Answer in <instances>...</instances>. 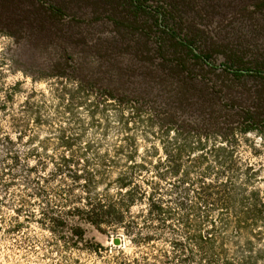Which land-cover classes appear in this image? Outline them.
I'll return each mask as SVG.
<instances>
[{
    "label": "rangeland",
    "instance_id": "374dc122",
    "mask_svg": "<svg viewBox=\"0 0 264 264\" xmlns=\"http://www.w3.org/2000/svg\"><path fill=\"white\" fill-rule=\"evenodd\" d=\"M7 1L9 5L0 7V264H142L143 256L167 250L172 238H181L178 233L148 226L142 220L130 230L118 227L104 233L78 218L88 209L86 201L105 194L116 195L117 172L111 160H117V166L125 162L116 150L126 147L131 137L140 150L152 142L157 145L152 138L157 127L155 121H149L155 113L152 100H172L178 96L171 89L174 82L154 79L159 74L160 59L149 63L134 57L131 51L120 50L112 58L103 57L106 46L123 47L129 39L126 29L114 23L129 24L126 16L114 14L128 7L123 4L126 0H105L109 10L114 11L105 14L96 9L97 0L95 6L80 7L75 1L66 0ZM37 4L42 8L53 5L58 15L53 17L56 20L51 23L55 25L52 29L62 28L64 33L55 38L52 31L48 33L39 27L25 32ZM62 5L65 8L58 12ZM144 5L149 9L157 3L147 1ZM24 16L22 23H26L27 29L20 31L19 19ZM202 21L194 23L195 31L205 34L209 48L215 51L225 43L229 30L243 28L247 21L255 24V48L264 56V0H215V6ZM151 23L146 17L137 23L140 28L133 42L139 51H147L155 45L157 35L165 31L166 36L168 32L164 24L158 33L151 31L156 29ZM69 33L72 36L63 41L62 37ZM214 57L216 63L224 62L221 55ZM211 77L216 80L210 79L209 84L221 82L225 87L232 86L220 70H215ZM234 82H244L246 87L253 86L264 93V79L254 74H245ZM224 103V111L233 113L232 104L226 100ZM136 104L138 109L133 111ZM161 112L162 116L166 114ZM232 126L228 133H237L236 173L237 183L243 188L241 195H259L264 204V124L257 122V128L243 134L239 132L243 125ZM71 153L78 156V169L108 168L88 191L83 179L74 183L68 176L53 173L60 157ZM200 154L196 152L195 156ZM210 164L209 170L206 165L194 166L189 183H180V176H168L160 181L155 195H161L167 203L177 195H185L186 189L193 198L200 195L204 183L222 181L221 176L214 175L223 168ZM141 180L156 178L152 171H144ZM173 184L178 185L177 189ZM144 186L148 191V184ZM67 188H72L71 193L65 191ZM138 210L139 207H133L131 212ZM221 211L226 209L210 208L213 219ZM43 214L59 216L66 224L81 223L86 241L78 246L67 245L69 225L54 228L43 219ZM149 235L154 236L149 243L134 241ZM222 235L228 239V261L232 264L242 262L249 254L248 239L254 245L252 264H264V225L258 224L251 233L229 228ZM232 241H237L241 261L232 260ZM97 243L102 248L94 251L92 247Z\"/></svg>",
    "mask_w": 264,
    "mask_h": 264
},
{
    "label": "trees",
    "instance_id": "16d2710c",
    "mask_svg": "<svg viewBox=\"0 0 264 264\" xmlns=\"http://www.w3.org/2000/svg\"><path fill=\"white\" fill-rule=\"evenodd\" d=\"M66 1H75L79 7L93 4L95 6V2L98 1V7H95L101 10V14L114 13L109 10L105 0ZM126 1H123V4L128 7L114 14H123L129 24L113 21L126 29L129 39H126L124 48L106 46L103 57L112 58L111 55L117 54L115 51L120 50L131 51L134 57L142 61L147 59L149 63L155 58L160 59L159 74L154 76V79L164 83L174 82L175 85L171 89H175L178 96L172 100L162 101L155 98L152 100L155 113L149 121H155L154 125L157 127L152 133L157 145L152 142V145L140 150L136 139L131 137L126 147L116 150V154L122 155L125 160L119 166L117 160H111L117 172L114 180L116 195L105 194L103 197H94L86 201L88 209L78 215V218L104 233H111L118 227L130 230L142 220L148 226L168 229L181 236L179 239L172 238L167 250L149 257L143 256L142 264H232L228 261L230 254L227 247L228 239L222 235V231L232 228L236 232L245 230L251 233L258 224L264 225V204L259 195H241L243 188L237 183L236 173L237 133L235 131L228 133V130L233 128L232 124L243 125L239 129L240 134L257 128L255 126L257 122L264 124V93L255 90L253 86L246 87L244 82L245 87L234 82L245 74H254L255 77L264 79V56L255 48L258 41L255 24L251 25L247 21L243 22V28L229 30L224 36L225 43L215 51L209 48L206 35L195 31L194 27V23H204L202 20L206 19L215 6V0ZM147 1L157 5L147 9L144 5ZM8 3L7 0H0V7L2 4L9 5ZM63 6L57 11H62L65 8ZM56 15L58 13L53 5L42 8L37 4L30 13L32 18L31 23L27 24L28 29L26 23H22L25 20L24 16L19 19L22 24V29L19 30L27 29L25 32L28 33L39 27L48 33L52 31L57 38L65 30L52 29L55 27L53 24L56 19L53 17ZM141 17L153 22L151 26L155 25L156 29L150 30L155 33L161 30L162 24L168 29L166 36L165 31L157 35L155 45L145 52L139 51L133 42V36L140 28L137 23ZM71 36L72 33H69L67 37L63 36L62 40L67 42ZM217 54L224 58V62L216 63L214 55ZM215 70H220L221 76L226 77L232 86L225 87L221 82L209 84L210 79L216 80L211 77ZM128 89L122 91L126 92ZM224 100L232 104L233 113L224 111L226 105ZM135 102L139 103L138 100ZM137 104L133 111L138 109ZM161 110L166 114L160 115ZM145 138L147 140L148 137ZM196 152L201 154L195 156ZM77 157L75 153L63 154L53 173L68 176L74 183L83 179L84 189L88 191L100 181L104 170L108 168L78 169L75 162ZM210 163L223 168L220 174L214 175L217 178L221 176L222 181L204 183L200 195H194L193 198L192 195H188L186 189L185 195H177L171 203H167L161 195H155L159 192L160 181L166 180L168 176H180L178 179L180 183H189L190 170L194 166L206 165L209 170L212 167ZM144 171H152L156 180L140 182ZM145 183L148 184V191L145 189ZM177 187L178 185L173 184L174 189ZM65 191L71 193L72 188ZM133 207H139L135 214L131 212ZM211 207L224 208L226 212L221 211L218 217L213 219ZM43 219L54 228L69 225L70 236L65 239L67 245L78 246L79 243L86 241L81 223L66 224L61 217L47 214H43ZM153 239L154 236L149 235L140 239L141 241L135 239L134 241L145 244ZM232 242L234 243L232 260L241 261L238 258L237 241ZM100 248L102 245L99 243L92 247L94 251ZM246 248L249 254L242 262L238 261V264H252L253 241L248 239Z\"/></svg>",
    "mask_w": 264,
    "mask_h": 264
}]
</instances>
